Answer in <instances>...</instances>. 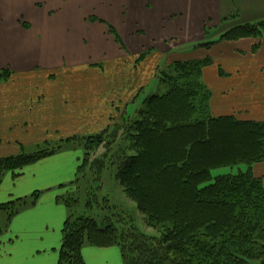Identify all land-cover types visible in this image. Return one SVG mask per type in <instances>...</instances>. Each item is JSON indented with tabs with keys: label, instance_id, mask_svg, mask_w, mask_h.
I'll return each instance as SVG.
<instances>
[{
	"label": "crops",
	"instance_id": "0c3cea01",
	"mask_svg": "<svg viewBox=\"0 0 264 264\" xmlns=\"http://www.w3.org/2000/svg\"><path fill=\"white\" fill-rule=\"evenodd\" d=\"M173 1L191 7L193 19L202 16V22L219 24L225 16L227 0ZM229 2L238 6L244 22L264 21V0ZM67 4L62 0H0V72L11 74L0 82V159L26 153L28 148H62L4 175L0 183V264H59L71 209L57 194L68 192L84 156L83 148L69 141L101 134L118 124L117 119L122 123L130 104L140 98L141 88L151 81L141 85L135 70L143 50L126 56L114 43L108 46L105 41L100 43L102 54L94 55L91 49H84L81 37L80 47L65 48L63 39L75 34L67 28L69 24L78 16L81 21L86 19L85 0ZM100 35L101 40L107 37ZM194 50L198 53L152 49L142 65L155 68L154 79L164 58L190 61L211 57L213 64L204 69L203 80L212 94L213 115L236 116L242 111L245 117L240 120L264 122V37L218 41L211 49ZM63 61L64 66L56 65ZM224 112L229 114H219ZM37 194L34 203L14 215L1 208L29 201ZM82 256L85 264H123L116 247L86 245Z\"/></svg>",
	"mask_w": 264,
	"mask_h": 264
},
{
	"label": "trees",
	"instance_id": "16d2710c",
	"mask_svg": "<svg viewBox=\"0 0 264 264\" xmlns=\"http://www.w3.org/2000/svg\"><path fill=\"white\" fill-rule=\"evenodd\" d=\"M227 19L223 17L222 22ZM259 37H264V21L233 26L219 41ZM216 44L202 42L194 48L211 49ZM151 52L142 53L137 64ZM212 64L211 57L174 61L156 74L166 93L150 94L134 117L125 112L122 123L101 134L69 141L83 146L86 153L75 184L101 182L112 167L147 225L161 235L151 237L134 225L125 227V219L100 222L70 216L59 264H85L82 249L86 245L119 247L123 264H264V184L254 174V166L264 162V122L211 114L212 95L203 72ZM10 76V71L1 72L0 82ZM100 148L105 149L104 157L91 163L92 153ZM61 149L0 159V183L7 172ZM241 164L248 165L246 172L219 176L209 183L214 170ZM36 197L1 208L14 215ZM109 200L104 198L108 209ZM99 202L93 193L87 208L94 209Z\"/></svg>",
	"mask_w": 264,
	"mask_h": 264
},
{
	"label": "rangeland",
	"instance_id": "374dc122",
	"mask_svg": "<svg viewBox=\"0 0 264 264\" xmlns=\"http://www.w3.org/2000/svg\"><path fill=\"white\" fill-rule=\"evenodd\" d=\"M62 1L66 3V6H68L69 4L67 3L79 2L80 4L81 0ZM90 1V6L88 5L89 0H85L86 5H82V9H85L86 19L81 21L80 16H78V18L73 23H70L69 27H67L71 30L70 32H72V34H75L69 36V31H67V33L66 30L64 31V34L69 36L63 39L65 48L80 47L81 42L79 41V38L81 37L85 45L84 49H91L92 54L94 55L102 54L100 43L102 42L104 45L105 41L108 46H111L112 43H114L115 47L118 46V49L122 50L126 56L132 54L134 50L150 52L152 49H169L171 51H177L178 49H182V51H184L187 49L189 51H193L192 54H197L198 51L194 50L197 43L218 42L221 35L233 26L236 27L237 25L258 23L244 22V17L236 8L238 6H233L230 4L231 2H229V0L225 3L223 11L225 16H222L228 17V19L226 21L219 22V24H213L211 20L202 22V20H204L202 16H199L198 19H193L195 16L191 13V7L179 5L173 0ZM58 20L59 19H56L55 21ZM58 24L61 28L64 27L62 25L63 23L59 22ZM100 32L103 33V35H107V37L101 40ZM61 42L62 41H60V43ZM64 47L61 49H64ZM94 55L92 57L96 59ZM102 57H104V59L112 58L111 56L105 58L104 55H102ZM175 58L176 57L174 56H171V58L167 60L164 58L159 64L160 67L155 71L154 79H151V76L155 68L150 69L149 64H145L143 66L142 63L145 60L139 62L138 64L135 62L136 66L139 67L138 69L135 67V70H138V75L141 78L139 79L141 85H144L145 83L147 84L149 80L151 81L146 87L144 86L141 88L140 98L130 104L127 109V116L130 118L134 117L136 111L142 106V101L150 94L166 93V87L159 82L156 74L159 75L160 71H166V64L174 61ZM64 64V61L63 63H56L58 67H62ZM143 67H145V69H143ZM146 68H149V70ZM134 76H137V73ZM256 96L257 99L261 101L262 96L258 94ZM253 104H255L254 101ZM211 114L213 115L212 111ZM219 114L222 115L229 113L224 112ZM236 116L237 118L245 117L242 111L237 112ZM115 122L119 124L118 119L115 120ZM81 147L84 150V147ZM41 150H45V148H42ZM36 152H38V148L26 149L27 154H34ZM85 154L86 153L84 151V156L82 157V161L78 165V168L83 165ZM104 155L105 149L100 148L96 152L92 153L90 162L93 163L97 159H102ZM248 168V165L241 164L234 167L216 169L212 172L213 179L209 183L213 182L219 176L236 175L240 172H246ZM76 173L78 174V172ZM254 174L255 176L261 178L264 184V162L254 166ZM89 177L92 178L90 174ZM86 178L87 176L84 179ZM99 186L102 188L95 191ZM67 191V193L66 191H59L57 195L62 197L67 204H72L70 205L71 210L69 216H73V219H77L79 217H92L100 222L106 218H111L114 221L125 219L123 222L125 227L134 225L138 230L151 237L161 235L158 230L147 225L146 218L140 211L138 204L125 194L123 187L116 178V172L112 167H109V169L105 171L101 182L81 180L79 183L75 184L74 182V184L69 185ZM93 193L100 199V202L99 205H95L94 209H88L87 202L92 197ZM104 198L110 199V209L106 208L108 207L107 205H104ZM10 213L11 212H9V214ZM1 215H4L6 219L9 217L6 212H1ZM113 215L118 216V218ZM1 220V222H3V216ZM116 248L120 250L119 247ZM171 258L173 259V257ZM167 264L170 263L167 262ZM251 264H261V262L255 261Z\"/></svg>",
	"mask_w": 264,
	"mask_h": 264
}]
</instances>
